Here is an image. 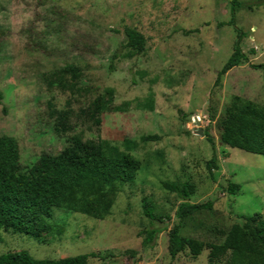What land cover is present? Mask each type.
Instances as JSON below:
<instances>
[{
    "label": "rangeland",
    "instance_id": "obj_1",
    "mask_svg": "<svg viewBox=\"0 0 264 264\" xmlns=\"http://www.w3.org/2000/svg\"><path fill=\"white\" fill-rule=\"evenodd\" d=\"M0 0V136L14 137L23 169L60 154L74 137L107 156L141 162L135 178L107 189L89 212L59 207L35 236L0 229V254L37 259L97 252L89 264H211L210 249L172 259L170 231L221 243L241 214L264 216V155L223 145L221 119L236 96L264 104V4L237 0ZM236 27L248 61L217 74L234 51ZM146 50L122 54L126 29ZM120 51L119 57H114ZM212 135L215 146L197 133ZM158 134L159 140L143 141ZM217 157L212 172L208 161ZM190 181V202L213 201L182 223L183 200L165 182ZM229 182L241 185L237 194ZM165 230L144 247L150 220ZM109 207L108 213H103ZM216 264H222L216 263Z\"/></svg>",
    "mask_w": 264,
    "mask_h": 264
},
{
    "label": "trees",
    "instance_id": "obj_2",
    "mask_svg": "<svg viewBox=\"0 0 264 264\" xmlns=\"http://www.w3.org/2000/svg\"><path fill=\"white\" fill-rule=\"evenodd\" d=\"M256 5L264 4V0ZM241 4L232 0V18L228 25L235 26V9ZM237 38L234 51L217 74L215 84H220L221 76L230 69L248 61L242 49L243 31L236 27ZM128 42L121 48L127 52H116L133 57L146 50V39L138 31L127 28ZM264 68V63L254 65ZM3 93L0 91V104ZM220 142L223 145L264 155V104L251 99L236 96L234 102L226 108L221 119ZM208 142L215 146L208 130H204ZM158 134L147 135L143 141L159 140ZM212 172L217 168V157L207 163ZM141 167V162L130 155L121 157L107 156L96 145L85 144L79 137H74L69 146L60 154H43L28 169L24 170L20 161L17 140L8 135L0 136V229L15 233L35 236L44 227L46 219L59 207L89 212L93 202L101 200L107 189H112L118 182L132 181ZM214 177V176H213ZM167 190L176 193L183 202L177 210L179 222L202 211L212 210L214 202H190L196 186L190 181L183 183L165 182ZM240 184L229 182L227 190L237 194ZM144 213L150 220V227L144 231L142 244L151 246L165 227H159L155 221L153 206L144 202ZM102 212L108 213L109 207ZM244 223L233 224L221 243H205L193 237L180 236L178 229L170 231L169 251L174 259L184 248H189L193 255H199L207 247L210 249L211 264H264V216L261 213L241 214ZM91 257L105 258L97 252L83 253L58 259H37L27 250L8 251L0 254V264H89ZM171 264V263H169Z\"/></svg>",
    "mask_w": 264,
    "mask_h": 264
},
{
    "label": "water",
    "instance_id": "obj_3",
    "mask_svg": "<svg viewBox=\"0 0 264 264\" xmlns=\"http://www.w3.org/2000/svg\"><path fill=\"white\" fill-rule=\"evenodd\" d=\"M196 122H197V125L199 126V129H198V131H197V133L198 134H200V135H202V136H205V134H204V130H203V128L201 127V123H200V120L196 117Z\"/></svg>",
    "mask_w": 264,
    "mask_h": 264
}]
</instances>
